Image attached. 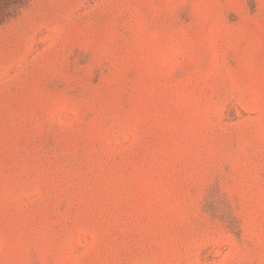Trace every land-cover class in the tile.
Listing matches in <instances>:
<instances>
[{
    "label": "rangeland",
    "instance_id": "374dc122",
    "mask_svg": "<svg viewBox=\"0 0 264 264\" xmlns=\"http://www.w3.org/2000/svg\"><path fill=\"white\" fill-rule=\"evenodd\" d=\"M0 264H264V0H0Z\"/></svg>",
    "mask_w": 264,
    "mask_h": 264
},
{
    "label": "trees",
    "instance_id": "16d2710c",
    "mask_svg": "<svg viewBox=\"0 0 264 264\" xmlns=\"http://www.w3.org/2000/svg\"><path fill=\"white\" fill-rule=\"evenodd\" d=\"M14 2H16V1H21V0H13Z\"/></svg>",
    "mask_w": 264,
    "mask_h": 264
}]
</instances>
